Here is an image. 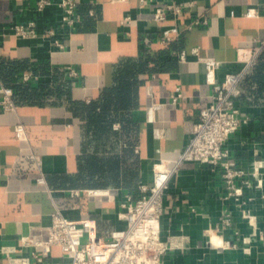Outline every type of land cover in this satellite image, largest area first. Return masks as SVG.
I'll return each instance as SVG.
<instances>
[{"label":"crops","instance_id":"crops-1","mask_svg":"<svg viewBox=\"0 0 264 264\" xmlns=\"http://www.w3.org/2000/svg\"><path fill=\"white\" fill-rule=\"evenodd\" d=\"M59 1L39 11L36 0H0V84L15 104L0 110V264L4 250L38 251L27 241L46 239L56 208L92 219L107 238L126 196L174 159L211 102L198 57L219 60L220 83L242 69L237 49L253 47L236 97L242 124L224 142L244 170L242 194H228L220 167L185 161L164 190L159 225L161 264H264V0H74L70 26ZM169 4L182 12L156 22ZM30 20L36 35L14 33ZM68 259L51 246L38 264Z\"/></svg>","mask_w":264,"mask_h":264},{"label":"built area","instance_id":"built-area-1","mask_svg":"<svg viewBox=\"0 0 264 264\" xmlns=\"http://www.w3.org/2000/svg\"><path fill=\"white\" fill-rule=\"evenodd\" d=\"M50 3V0H36V9L40 11ZM59 6L62 8L61 24L69 26L74 24L78 19L76 2L60 0ZM181 12V6L169 4L157 7L153 18L156 22H161L168 14L178 15ZM252 13L254 10L247 11V15ZM13 28L18 36L31 37L37 34L33 20L14 24ZM45 31L52 33L51 29ZM177 32L176 26L165 29L161 40L165 42L171 38V34ZM259 52V47L238 48L237 59L244 63L242 69L236 73L226 74L220 83L215 78L219 60L212 56L198 57L205 67L206 83L213 87L211 102L200 110L186 145L175 151L174 159L167 163L161 161L153 166L152 180L150 183L139 185L138 197L126 196L120 204L122 210L118 213L121 225L113 228L107 238L97 234L92 219L68 218L56 208L51 213L46 239L30 238L27 241L40 249L38 251L34 249L29 255L22 256L13 255L11 249L4 250L8 264H38L49 254L51 246H58L69 254V259L64 264H161V255L168 247L167 242L162 241L160 237L162 195L181 163L198 161L220 167L229 190L228 194L236 198L242 194V188L236 186L235 181L244 174V170L237 167L229 158L224 142L242 124L236 97L240 93L242 78L256 63ZM180 57L183 58V52ZM12 93L11 88L0 84V110L15 107ZM179 95H174L173 100ZM22 134L23 126L19 124L15 127V136L20 138Z\"/></svg>","mask_w":264,"mask_h":264}]
</instances>
